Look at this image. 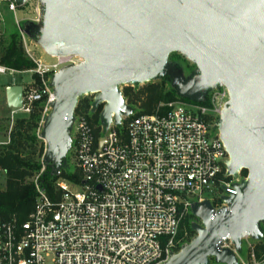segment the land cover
Returning <instances> with one entry per match:
<instances>
[{
	"label": "built area",
	"instance_id": "built-area-1",
	"mask_svg": "<svg viewBox=\"0 0 264 264\" xmlns=\"http://www.w3.org/2000/svg\"><path fill=\"white\" fill-rule=\"evenodd\" d=\"M0 1L14 14L33 6L35 22L42 21L43 0ZM86 64L85 58L74 55H59L49 66L36 62L30 73L40 76L42 86L24 88L23 107L12 115H30L36 104H44L46 124L56 96L45 75ZM7 71L17 72L0 66V73ZM218 88L211 106L175 101L132 119L124 112L117 119L113 113L107 129L92 122L100 106L103 118L106 102L96 106L94 99L87 113L75 110V160L81 181L58 180L59 199L53 200L39 184L41 175L35 178L36 202L28 221L18 227L0 220V264L168 261L181 225L194 209L206 202L215 210L229 207L228 200L247 180L243 171L229 173L230 155L218 124L230 94L223 82ZM2 174L6 172L0 167ZM229 244L234 243L224 242L222 248L229 250ZM243 264H264V257L257 260L252 248V260Z\"/></svg>",
	"mask_w": 264,
	"mask_h": 264
},
{
	"label": "water",
	"instance_id": "water-1",
	"mask_svg": "<svg viewBox=\"0 0 264 264\" xmlns=\"http://www.w3.org/2000/svg\"><path fill=\"white\" fill-rule=\"evenodd\" d=\"M38 41L50 52L80 56L87 64L59 71L53 82L56 100L44 138L58 164L68 146L78 98L97 94L106 102L104 120L129 114L120 86L143 84L165 69L178 52L195 63L199 74L181 83L182 93L201 101L223 82L230 103L218 125L230 155L229 173L248 172L247 180L215 210L209 203L194 209L204 227L164 264H207L210 258L236 264L234 253L244 235L262 238L264 223V0H43ZM24 88L6 87L9 109L23 107Z\"/></svg>",
	"mask_w": 264,
	"mask_h": 264
},
{
	"label": "rangeland",
	"instance_id": "rangeland-1",
	"mask_svg": "<svg viewBox=\"0 0 264 264\" xmlns=\"http://www.w3.org/2000/svg\"><path fill=\"white\" fill-rule=\"evenodd\" d=\"M37 15L34 11V7L31 6L28 9L17 11L15 14L11 13L6 8V3L4 1H0V36L5 35L8 36L9 31L13 29H17L21 35L22 44L25 50L26 55L36 64V62H41L42 64L49 66L54 65L59 55L54 54L47 50L36 38V33L41 32L42 30V21H43V13H42V21L35 22L37 19ZM29 29H34V33H31ZM71 66H64L59 69L57 72H49L45 75V80L49 86L53 85L54 78L56 74L62 69L68 68ZM199 74V69L195 63L190 61L183 54L174 52L171 53L167 57V62L165 64V69L163 72L154 80L143 83V84H126L119 87L121 93L127 88L132 89L137 92L141 88L151 85L161 86L164 90V93H171L179 100L185 102V95L182 93L180 84L185 83L193 79L195 76ZM40 76L38 74H32L30 71L25 72H16L12 73L10 71L0 73V146L6 145L10 142V134L15 125V123L19 119H26L29 115L18 113L15 116L12 113L15 111L13 109H9L6 104V87L9 85H20L23 88H26L29 85L39 86L35 82L34 77ZM41 79V78H40ZM42 85V84H41ZM221 88L210 90L205 97L210 99L216 94L220 92ZM204 97V98H205ZM94 95L82 96L78 98V104H84L87 101L90 105L94 102ZM124 103L129 109V119H132L141 114V108L139 105L130 106L127 103V100L124 99ZM187 103V102H186ZM41 110V119L38 124V128L36 129V135L40 144L44 147V155L42 161L44 163L43 169L40 172L42 176L46 170L48 165H53V157L52 153L49 150L48 145H46V140L44 138L45 127L46 124H42L45 106L44 104H40ZM221 122V121H220ZM219 122V123H220ZM98 126L107 129L110 123L104 120L102 117L99 118V121L96 123ZM116 124L120 125V122L116 119ZM219 125V124H218ZM75 123L71 124L70 128L67 131V143L68 146L60 156V162L53 167V172L56 173V176L61 175H73L75 172L79 174V171L76 166L75 160ZM55 162V161H54ZM40 176V177H41ZM80 176V174H79ZM40 179V178H39ZM64 179V178H63ZM65 180H67L65 178ZM81 181V176L80 180ZM40 184V181H39ZM0 185L3 191H5L7 186V176L2 174L0 175ZM258 226L263 233L262 238H256L253 235H250L248 239L241 238L239 247H236L234 244H229V250L234 253L236 258V264H243L252 260V248H254L258 244L264 242V223L259 222ZM202 220L193 216L189 219L188 225L185 228V234L182 239L179 240L177 248L181 250L183 247L188 245L189 241H193L197 236V230L203 228ZM180 250V251H181ZM179 251V252H180ZM178 252V253H179ZM177 253L174 252V255ZM207 264H229L226 261L218 262L215 258H210Z\"/></svg>",
	"mask_w": 264,
	"mask_h": 264
},
{
	"label": "trees",
	"instance_id": "trees-1",
	"mask_svg": "<svg viewBox=\"0 0 264 264\" xmlns=\"http://www.w3.org/2000/svg\"><path fill=\"white\" fill-rule=\"evenodd\" d=\"M34 33V29H29ZM0 66L17 72L31 71L36 68V64L26 55L21 35L17 29L9 31L8 36H0ZM35 82L40 87L41 79L35 75ZM123 96L128 105H139L141 114H151L161 103H170L179 99L171 93H164L161 86L151 85L141 88L135 92L132 89H125ZM185 102L211 106V101L204 98L201 101L192 100L185 97ZM40 104H36L31 114L26 119H19L10 134V142L0 146V167L6 172L7 186L5 191L0 192V220L4 222L15 223L18 227L26 223L30 214L33 212L36 202V187L34 180L40 175L44 163V147L38 141L36 129L41 119ZM90 104L85 101L78 105L76 112L87 113ZM102 107H98L97 112L92 117L95 125L101 117ZM98 131H96L97 133ZM56 162L53 161V167ZM47 167L46 172L40 177V186L44 188L47 195L53 200L59 199V193L56 192V182L60 179H67L71 182H79L80 176L77 172L73 175L56 176L53 167ZM243 175L248 176V172L243 170ZM190 215L181 225L177 242L183 238L185 228L188 225ZM191 241L188 242L190 244ZM181 249L176 248L178 253ZM255 258L260 260L264 257V242L255 247Z\"/></svg>",
	"mask_w": 264,
	"mask_h": 264
},
{
	"label": "bare ground",
	"instance_id": "bare-ground-1",
	"mask_svg": "<svg viewBox=\"0 0 264 264\" xmlns=\"http://www.w3.org/2000/svg\"><path fill=\"white\" fill-rule=\"evenodd\" d=\"M61 57H68L69 56V54H62V55H60Z\"/></svg>",
	"mask_w": 264,
	"mask_h": 264
}]
</instances>
